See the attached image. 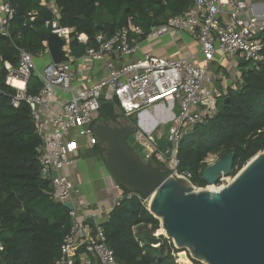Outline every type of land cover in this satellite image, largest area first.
<instances>
[{
	"label": "built area",
	"instance_id": "2783aa9c",
	"mask_svg": "<svg viewBox=\"0 0 264 264\" xmlns=\"http://www.w3.org/2000/svg\"><path fill=\"white\" fill-rule=\"evenodd\" d=\"M191 2L185 12L170 16L164 24L154 26L145 37H142V27L130 17L128 23L113 37L106 38L99 34L96 45H92L87 34L61 25L60 9L51 1L42 0L53 13V18L46 21V26L51 33L58 34L65 41L63 48L70 59L60 64L51 61L43 68H38L33 54L14 40L16 10L12 0H0V33L7 36L18 52L17 66L6 64V83L15 89L10 96L11 105L19 107L23 101L28 102L38 126L39 110L35 109V103L39 107L49 106L53 99L60 98V94H67L61 97V111L52 120L53 134L44 138L38 128L43 138V144L38 149L39 161L51 182L53 196L63 203L70 201L74 205L70 210L71 230L62 242L61 257L55 264H97L94 259L99 264H123L108 244L103 222L97 220L100 212L91 216L96 219L95 227L82 220L79 215L81 207L75 203V186L61 174L64 168L80 157L78 143L68 142L74 130H78L87 145L98 144L100 140L95 133V115L101 111L103 102L118 97L121 112L128 117L137 116L134 141L144 150L141 154L143 160L164 165L169 170L168 176L177 175L192 181L193 173L181 168L178 153L183 135L213 117L218 98L223 95L209 76L210 63L217 53L226 57L241 56L252 65L264 60V17L255 13L251 0ZM36 14L30 12L29 20H35ZM185 31L197 37L205 63L196 64L187 57H159L152 52H145L138 60L122 66H116L113 62L114 54L124 58L138 54L140 38ZM132 33L136 35L135 39ZM74 42L85 44L84 57L103 62L108 72L106 78L93 82L81 91H74L71 81L70 60L74 55ZM34 74L40 77L42 86L38 95L30 96L27 94V82ZM165 121L169 131L167 149L164 150L158 146L157 140L161 138L159 129ZM194 187L197 190L204 189ZM122 197L116 198L115 206ZM143 200L148 208L149 199ZM2 249L0 243V251ZM177 262L183 264L180 260Z\"/></svg>",
	"mask_w": 264,
	"mask_h": 264
},
{
	"label": "trees",
	"instance_id": "16d2710c",
	"mask_svg": "<svg viewBox=\"0 0 264 264\" xmlns=\"http://www.w3.org/2000/svg\"><path fill=\"white\" fill-rule=\"evenodd\" d=\"M49 1H54L60 9V24L87 34L92 45H96L99 34L113 37L130 17L142 27V37H145L152 27L164 24L169 16L185 12L190 2ZM12 3L16 10L14 40L36 55L45 48L43 43L51 33L46 21L53 17L52 10L41 0H12ZM34 9L38 13L31 21L29 13ZM0 44V55L16 66L18 52L14 45L3 40ZM242 65L241 83L229 87L218 98L213 117L196 125L180 141L181 168L191 170L195 186L207 185L203 171L210 153L233 151L235 165L242 166L264 150V60L258 65L246 60ZM1 68L0 243L3 249L0 264H55L61 257L62 242L71 230L70 210L53 196L51 182L40 164L38 147L42 138L32 107L26 101L19 107L10 104L15 89L6 83L8 70L4 63ZM33 80L36 90L31 88ZM41 86L37 76L32 75L27 94L38 95ZM131 121L136 122L135 118ZM121 187L123 197L102 223L116 258L123 264H179L172 251L177 250L174 245L164 235H155L160 229V220L150 213L138 193L125 185Z\"/></svg>",
	"mask_w": 264,
	"mask_h": 264
},
{
	"label": "water",
	"instance_id": "95a60500",
	"mask_svg": "<svg viewBox=\"0 0 264 264\" xmlns=\"http://www.w3.org/2000/svg\"><path fill=\"white\" fill-rule=\"evenodd\" d=\"M0 39L7 36L0 33ZM47 44L53 62L68 60L65 41L58 34L50 33ZM85 51V44L73 47L77 57ZM119 107L118 97L101 104L105 119L96 123L95 133L116 180L149 199L148 210L160 220L165 237L203 264H264V150L220 190H197L187 178L168 176L164 165L143 160L128 141L136 126L122 121ZM235 159V152H225L207 166L203 171L207 184L230 175ZM64 205L74 208L70 201ZM85 221L96 226L94 217Z\"/></svg>",
	"mask_w": 264,
	"mask_h": 264
},
{
	"label": "crops",
	"instance_id": "0c3cea01",
	"mask_svg": "<svg viewBox=\"0 0 264 264\" xmlns=\"http://www.w3.org/2000/svg\"><path fill=\"white\" fill-rule=\"evenodd\" d=\"M189 1L190 7L192 2L191 0ZM251 1L255 13L264 17V0ZM51 2L54 3V1ZM33 12L38 13V10L34 9ZM131 36L134 39L136 38V35L133 33ZM3 41H6L8 44L11 43L8 39ZM138 42L140 47V51L138 54L127 58H124L119 54H114L112 59L116 66H122L126 63L136 61L141 58L145 52H152L159 57H187L190 58L196 64L205 63L200 43L197 37L190 32L185 31L174 34L166 33L161 36H156L154 38H140L138 39ZM47 43L48 39L43 43L45 48L38 54H33L37 62L38 68H43L47 63L53 61ZM77 45L78 44L76 42L72 43V47ZM70 61L72 64L71 81L74 91H81L93 82H97L100 79L106 78L108 75L105 64L103 62H96L94 60L84 57V55L77 57L75 54L71 57ZM244 61H246V59L241 56L226 57L221 53H217L215 59L210 63L209 76L213 80V77L217 72V75H222V72L236 70L238 73H240V81L238 83L240 84L243 68L242 64ZM3 63L5 68L7 63L12 65L13 67L17 66H14L9 60H4L2 55H0V67H2ZM34 75L37 76V78L42 83L40 77L37 74ZM35 82L36 81L33 80L31 84V88L33 90L37 89L35 87ZM225 88H227V86H225ZM40 89L41 87L38 88L39 93ZM66 96V93H62L60 94V98L53 99L49 106L43 105L38 108L39 123L37 128L40 129L44 138L50 137L53 134L54 126L52 120L61 111V97ZM122 115L124 116L122 120L124 123H130L135 126L137 125L136 115H132L129 117L125 116L123 113ZM134 118L136 122L132 123L131 119ZM104 119V113L101 110L95 115L94 125ZM161 128L162 127H160V129ZM68 142L78 143L80 147V157L73 164L64 168L61 171V174L68 177L75 186V203L77 206L81 207V210L79 211L80 218L82 220H86L87 217H91L95 213L100 212V215L97 217V220L100 222H104L105 220H107L108 214L115 206L116 198L121 196L123 193L120 183L116 180L107 164L105 153L102 151L104 145L101 144V142L94 146L87 145V143H85V141L82 140V138L80 137L78 130H74L72 132ZM42 144L43 138L42 143L38 147V149L41 148ZM94 260L97 264H99L96 259Z\"/></svg>",
	"mask_w": 264,
	"mask_h": 264
},
{
	"label": "rangeland",
	"instance_id": "374dc122",
	"mask_svg": "<svg viewBox=\"0 0 264 264\" xmlns=\"http://www.w3.org/2000/svg\"><path fill=\"white\" fill-rule=\"evenodd\" d=\"M232 69H234V68H232ZM217 73L214 75V77H213L214 79L213 80H214L215 86H216V88H217V90H218V92L220 94L225 95L227 93V91H228L227 89L229 87H231V86L236 87V85H238V83L240 81L239 80L240 79V73H238L236 70H231V71L229 70V71L222 72L223 73L222 75H220V74L217 75ZM225 86H227V88H225ZM120 112H121V110H120ZM122 117L124 118V116H122ZM161 127L162 128L160 129V132L162 131L161 132L162 135H161V138H158L157 144H158V146L160 148L165 150V149H167V134H168V131H169V125L165 121L164 123H162ZM128 141L134 146V148L136 149L138 154L141 155L144 152L143 148L140 147L139 145H137V143L134 141V133H132L128 137ZM223 153H225V152L210 153L207 156V158L205 159V164L207 166L212 165L213 163H215L220 158L221 154H223ZM246 163H244L242 166L235 165L232 173L230 175H228V176L224 175L222 177V179H220L217 183H214V184H211V185L207 184V185H205L203 187L202 186H196V187L198 189H199V187H202L204 189L214 190V189H217L219 187L225 186L245 166ZM157 233H158V236L159 235H164L165 236V233H164V230H163V228L161 226V223H160V229L157 231ZM168 241H169V244L170 243L173 244L171 242V239H168ZM155 246H159V244H157ZM174 248H176L175 245H174ZM172 251H173V254L177 258L178 261L180 260L179 259L180 258V253L184 252L185 255L188 257V259L193 263L192 258H191V256H190L188 251H186V250H181L180 251L178 249L176 251H174V250H172ZM181 263L185 264L182 260H181Z\"/></svg>",
	"mask_w": 264,
	"mask_h": 264
},
{
	"label": "bare ground",
	"instance_id": "6f19581e",
	"mask_svg": "<svg viewBox=\"0 0 264 264\" xmlns=\"http://www.w3.org/2000/svg\"><path fill=\"white\" fill-rule=\"evenodd\" d=\"M22 84V83H21ZM20 84V85H21ZM159 120H162V119H159ZM218 190H220L221 189V187H219V188H217ZM217 189H214V191H218ZM183 261L185 264H193L189 259H188V257L185 255V253L184 252H181L180 253V261Z\"/></svg>",
	"mask_w": 264,
	"mask_h": 264
}]
</instances>
